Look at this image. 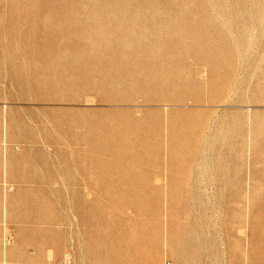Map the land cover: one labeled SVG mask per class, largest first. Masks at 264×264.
Segmentation results:
<instances>
[{
  "label": "rangeland",
  "instance_id": "1",
  "mask_svg": "<svg viewBox=\"0 0 264 264\" xmlns=\"http://www.w3.org/2000/svg\"><path fill=\"white\" fill-rule=\"evenodd\" d=\"M68 252L264 264V0H0V264Z\"/></svg>",
  "mask_w": 264,
  "mask_h": 264
},
{
  "label": "built area",
  "instance_id": "2",
  "mask_svg": "<svg viewBox=\"0 0 264 264\" xmlns=\"http://www.w3.org/2000/svg\"><path fill=\"white\" fill-rule=\"evenodd\" d=\"M11 190V189H10ZM3 241H4V244L5 245H9L13 240L12 238L10 237V235L8 234H4V237H3ZM61 264H74V261H73V254L71 252H68L64 258H63V261Z\"/></svg>",
  "mask_w": 264,
  "mask_h": 264
}]
</instances>
